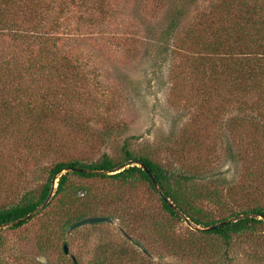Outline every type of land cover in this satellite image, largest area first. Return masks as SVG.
<instances>
[{"label":"rangeland","instance_id":"obj_1","mask_svg":"<svg viewBox=\"0 0 264 264\" xmlns=\"http://www.w3.org/2000/svg\"><path fill=\"white\" fill-rule=\"evenodd\" d=\"M238 1L13 0L6 22L25 31L41 24L43 34L3 27L0 60L17 69L58 64L65 105L46 108L38 94V105H25L0 83V208L38 196L57 161L121 159L125 142L190 175L196 203L212 219L264 206V62L205 52L212 29L235 22L225 6ZM245 1L264 18V0ZM43 80L26 85L40 90ZM35 113L42 121L31 127ZM69 171L66 191L52 193L26 223L0 227V264H264V223L235 234L224 257L222 243L168 213L145 180ZM215 189L219 198L208 196ZM92 216L111 221L70 230Z\"/></svg>","mask_w":264,"mask_h":264},{"label":"trees","instance_id":"obj_2","mask_svg":"<svg viewBox=\"0 0 264 264\" xmlns=\"http://www.w3.org/2000/svg\"><path fill=\"white\" fill-rule=\"evenodd\" d=\"M12 1L13 0H0V32H2L3 27H5L17 33L22 31V34H24L22 36L41 38L43 34L40 27L41 24H36L33 21L34 24L25 31L22 27L20 28L19 26L6 22L5 11L9 8L8 6L11 5ZM258 1L259 0L254 3L262 4L263 2L262 0H260V3ZM251 5L252 3H249V1L247 3L245 0H240L236 4L229 2L225 6L229 9L226 13L227 16L235 14L233 16L235 22L228 27L223 25L212 29V41L208 43V45L213 49L212 51H205L206 53L213 54V52H215L217 53H214L215 55H224L225 58L232 57L237 53L239 55H245L248 58L246 59L247 62L254 58H257L259 63L264 62V44L262 43L264 41V18L257 17V6ZM259 7L264 9V5H259ZM177 16H181L179 10L177 11ZM46 19L47 18L44 20ZM55 22L57 23L58 20L56 19ZM232 38H234L235 41L231 40ZM10 61L11 60L1 61L0 63V83L10 85L9 90L13 89L14 93L17 94L20 99H25V105H38L35 101V97H37L35 94L42 96L40 104L46 105V108L49 106L53 109V105H65V103L61 101L57 89V86L59 87L63 81L58 80L55 83L54 80L56 77L55 73H59L54 71V68L58 70V64L52 63L45 65L43 61L37 62L38 60H33L29 62V64H18L19 69H17L13 67L14 62ZM242 61L246 65L247 62L245 60ZM15 70L17 72H14ZM34 74L36 76L39 74H46V80H43L44 85H41L40 90H34L33 86L29 87L26 85L27 83L30 84V82L33 83L34 79L36 80ZM27 80H30V82ZM49 97L55 98L57 102H53L51 99L48 101ZM3 105L9 104L4 102ZM29 113L31 114L32 112ZM34 116L35 119L31 122V127L35 126V121H42V116H40V114L35 113ZM11 119H13V117H11ZM29 138L30 136L27 137L26 140ZM11 142L12 141H10V144ZM4 147H6V145H4ZM121 152V159L104 153L99 160L89 163L80 160L57 161L49 168L48 179L42 185L38 196L29 193L25 196L23 201L0 208V227L24 219L30 213L37 210L52 193L66 191L71 181V172L69 170H72L73 174L83 177H111L120 180L122 183L145 180L153 190L157 191V189H159L158 191L161 194L163 206L168 213L178 218L184 215L190 221L205 227L206 229H203L201 231L202 233L206 235L210 234L212 235L211 237L222 243L224 247V257H227L229 254V246L235 234H243L255 228L258 224L264 223V219L259 218L260 216H264V206L261 205L254 206L246 211L232 214L228 217L212 219L210 214L196 203L195 196L198 199V195L190 190L191 186L188 184L190 175L172 172L169 168L149 155L136 153L130 148L128 142H125L122 146ZM129 161L133 163L128 167L122 168L125 163ZM138 164H142L143 166H139ZM148 171L150 173H148ZM151 175L154 177L155 181L152 179ZM56 178H58V186L54 189ZM207 194L208 196L219 198V191L217 189L211 190ZM199 196L201 195L199 194ZM168 200L171 201V203ZM240 214L246 216L232 218ZM249 214H254V216H249ZM82 216L86 215L81 214L80 217ZM228 219H230V221H227ZM26 222L27 220H22L13 227H18ZM206 249L207 248L203 246L202 250L204 253H206Z\"/></svg>","mask_w":264,"mask_h":264},{"label":"water","instance_id":"obj_3","mask_svg":"<svg viewBox=\"0 0 264 264\" xmlns=\"http://www.w3.org/2000/svg\"><path fill=\"white\" fill-rule=\"evenodd\" d=\"M133 162H131L130 164H132ZM129 164V165H130ZM139 166H143L142 164H138ZM145 169V168H144ZM65 171H67V170H65ZM148 173H150L149 171H148ZM151 177H152V179L154 180V177L151 175ZM155 181V180H154ZM169 201V200H168ZM170 203H171V201H169ZM38 211V209L37 210H35L34 212H32V213H30L28 216H26L24 219H20V220H18V221H16V222H14V223H11L10 225H12V224H15V223H20L22 220H26L27 218H29V217H31L35 212H37ZM262 219H264V216H260ZM106 221H111V218L109 217V216H92V217H86V218H80V219H78V221H76L71 227H70V230H72V229H74V228H76V227H78V226H80V225H83V224H85V223H102V222H106ZM227 221H230V219H228ZM227 221H225V222H227ZM9 225V224H8ZM126 235H127V237L129 238V239H131L134 243H135V241L132 239V237L131 236H129L127 233H125ZM64 250H65V253H68V251H69V248H68V245L67 244H65V246H64Z\"/></svg>","mask_w":264,"mask_h":264}]
</instances>
